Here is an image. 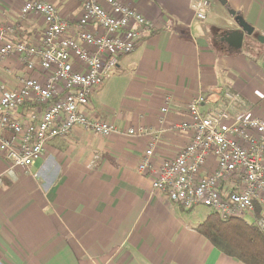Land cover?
<instances>
[{
  "label": "crops",
  "instance_id": "crops-1",
  "mask_svg": "<svg viewBox=\"0 0 264 264\" xmlns=\"http://www.w3.org/2000/svg\"><path fill=\"white\" fill-rule=\"evenodd\" d=\"M43 1L56 6L74 34L79 0ZM120 1L141 12L153 30L118 58L90 98L91 114L112 122L116 131L101 136L76 127L49 140L42 157L28 168L11 173L0 152V264H242L195 229L205 217L186 214L194 207L184 209L154 190L138 163L153 140L154 166L189 142L188 130L171 126L187 119L186 105L199 93L204 95L202 111L224 107L228 89L236 96L232 111L264 118V50L258 47L263 54L246 58L245 38L240 49L227 43L237 26L227 9L209 0L203 20L194 14L197 0ZM23 2L0 0V27L14 28L6 39L32 41L41 35L39 15L20 18ZM226 4L264 38V0ZM213 12L217 22L207 20ZM211 27L216 43L207 35ZM25 73L16 55L0 65V81L8 88H15ZM166 97L169 110L163 113ZM32 110L27 103L15 114L26 117ZM140 126L143 133H127ZM10 136L3 131V138ZM256 203L264 222V202Z\"/></svg>",
  "mask_w": 264,
  "mask_h": 264
},
{
  "label": "built area",
  "instance_id": "built-area-1",
  "mask_svg": "<svg viewBox=\"0 0 264 264\" xmlns=\"http://www.w3.org/2000/svg\"><path fill=\"white\" fill-rule=\"evenodd\" d=\"M81 15L70 33L51 2L24 0L20 18L29 14L43 20L36 40L6 39L13 26L0 27V65L16 55L25 68L15 88L0 81V152L8 173L28 168L44 154L46 143L79 127L101 136L116 131L108 120L93 116L90 98L113 72L118 58L132 52L153 30L138 10L120 0H79ZM208 0H197L194 14L204 19ZM39 75L41 76L39 78ZM228 103L202 111L199 93L186 105L187 119L171 126L188 130L189 142L154 166L155 140L148 144L138 170L150 175L152 188L165 192L184 209L204 205L220 217L253 216L254 202H264V118L230 109L235 94L226 89ZM32 104L24 116L15 111ZM165 98L163 113L169 110ZM9 130L11 136L3 138ZM145 128H129L141 134ZM264 229V222H260Z\"/></svg>",
  "mask_w": 264,
  "mask_h": 264
},
{
  "label": "trees",
  "instance_id": "trees-1",
  "mask_svg": "<svg viewBox=\"0 0 264 264\" xmlns=\"http://www.w3.org/2000/svg\"><path fill=\"white\" fill-rule=\"evenodd\" d=\"M262 208L254 204L255 220L245 216L220 217L211 209L195 229L224 255L242 264H264V229Z\"/></svg>",
  "mask_w": 264,
  "mask_h": 264
},
{
  "label": "rangeland",
  "instance_id": "rangeland-1",
  "mask_svg": "<svg viewBox=\"0 0 264 264\" xmlns=\"http://www.w3.org/2000/svg\"><path fill=\"white\" fill-rule=\"evenodd\" d=\"M212 3L216 4L219 8H221L222 10L226 9L218 0H209ZM212 8V6H211ZM226 11V10H225ZM208 13V10H207ZM226 13V12H224ZM227 14V13H226ZM217 13L213 12L211 19H207V20H212V22H217L219 20V17L217 18ZM206 18V17H205ZM203 20V19H202ZM234 25H236L234 23ZM207 35H212V39L215 42V38L214 36L216 35V33L213 30V27H211L209 30H207ZM262 35H259L258 37L256 36V33H252L251 35H245L244 36V47H243V54L244 56L247 58L249 56V54L251 53V55H254V53L257 54V56L263 54V52H259L258 47L262 48L264 50V42L260 41V37ZM263 37V36H262ZM216 43V42H215ZM217 45V44H216ZM252 61L255 62V60L253 59ZM252 64L254 65V63L252 62ZM241 106V105H240ZM211 211V208L206 207L204 205H197L195 206L193 209H191L189 212H186V214H189L190 217H198V218H204L206 217V215ZM245 219L247 221L253 220L251 218V216L246 215Z\"/></svg>",
  "mask_w": 264,
  "mask_h": 264
},
{
  "label": "water",
  "instance_id": "water-1",
  "mask_svg": "<svg viewBox=\"0 0 264 264\" xmlns=\"http://www.w3.org/2000/svg\"><path fill=\"white\" fill-rule=\"evenodd\" d=\"M219 2L226 7L228 14L237 26L236 29L230 30L229 34L225 38V41L229 43L233 48L240 49L242 47L244 35H251L254 31V28L244 19L241 14L236 13L235 10L228 7L226 4V0H219ZM259 39L261 42L264 41V38L262 36Z\"/></svg>",
  "mask_w": 264,
  "mask_h": 264
}]
</instances>
